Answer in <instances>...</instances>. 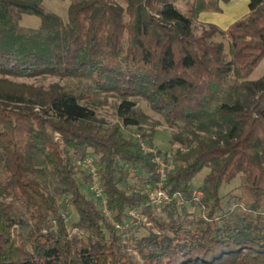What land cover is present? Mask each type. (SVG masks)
Returning <instances> with one entry per match:
<instances>
[{
	"label": "trees",
	"instance_id": "1",
	"mask_svg": "<svg viewBox=\"0 0 264 264\" xmlns=\"http://www.w3.org/2000/svg\"><path fill=\"white\" fill-rule=\"evenodd\" d=\"M231 1L191 0L182 14L177 0H70L64 21L42 0H0V264H139L132 253L141 264H264V77L250 80L264 60V0H251L250 14L225 32L194 30L203 13L222 14ZM25 15L39 28H23ZM47 78L92 80L119 97L125 131L139 125L131 99L181 127L166 190L183 205L150 207L129 192L130 180L152 189L157 175L120 125L108 129L58 85L16 82ZM153 136L143 135L150 147ZM86 159L109 216L86 196L90 175L77 167ZM237 179L239 194L221 197Z\"/></svg>",
	"mask_w": 264,
	"mask_h": 264
},
{
	"label": "rangeland",
	"instance_id": "2",
	"mask_svg": "<svg viewBox=\"0 0 264 264\" xmlns=\"http://www.w3.org/2000/svg\"><path fill=\"white\" fill-rule=\"evenodd\" d=\"M250 1L251 0H232L230 4L222 5V14H216L212 12L203 13L200 16L199 20L194 23V30L197 34H201L204 30H207L210 25H212L217 27L220 32H225L231 24L247 17L250 14ZM190 2L191 0H177L175 7L182 14H185L189 8ZM42 6L47 12L55 14L58 17L62 18L64 21H67L70 0H42ZM21 26L26 29H38L40 26V20L37 17L25 15L23 16ZM213 40L217 43H222L227 47L228 43L226 39H224V37H222L220 34H217L213 38ZM263 77L264 60L254 71L250 80L258 81ZM16 82L25 83L27 85H33L34 87H42L44 89H48L53 85H58L59 87L64 88L65 90L72 91L74 94L82 98V105L88 106L95 111L97 117L106 123L108 129L112 128L115 125H120L122 127V130L125 132L126 136L134 140H136V136H141L142 141L146 144L143 135L148 136L153 133V147L151 148H154L156 151H158V153L166 155L165 160L175 167L173 157L176 151L181 149V146L176 141H174V136L179 135L182 131V128H170L160 116H158L151 110L150 106L146 102L137 99L130 100L136 104L135 119L138 121L139 125L137 127H130L128 131H125L123 121L119 118L118 113V108L121 105V99L111 94L99 93L96 90V84L92 80H59L57 78H47L38 80L20 79ZM139 128L142 129V132L138 131ZM77 167L87 171L86 169H84V167L79 166L78 164ZM41 169H43V171L45 172V176L41 180V182L46 185L50 190H52L55 186V180L51 177L49 170L46 167L42 166ZM208 173V170H203L194 179L193 185L196 187L195 189L197 191L203 185L204 179L208 175ZM128 183L130 187H132L129 192L137 191L138 193H141L148 189L141 187V185L137 184L135 180H130ZM240 185L241 182L239 179H237L231 185L223 186L220 192L221 197H225L233 193L239 194L238 189ZM84 189L86 196L88 197L90 195L91 186H85ZM201 199L199 201H201ZM198 213L199 210L196 211V214ZM64 215L68 219L67 226L69 230H72V226L77 222L78 219L77 214L72 208H68ZM143 221L144 223H146V219H143ZM146 225L149 226L148 224ZM75 233L76 231H73V234ZM141 233L144 234V231L142 230ZM131 255L136 258L139 264H141V261L135 253H132Z\"/></svg>",
	"mask_w": 264,
	"mask_h": 264
},
{
	"label": "built area",
	"instance_id": "3",
	"mask_svg": "<svg viewBox=\"0 0 264 264\" xmlns=\"http://www.w3.org/2000/svg\"><path fill=\"white\" fill-rule=\"evenodd\" d=\"M138 144L140 145L141 151L151 157L152 164L156 168L157 183L152 189H147L140 194L146 197L147 206L150 207H164L171 204L176 206H182L183 200L179 194L171 195L166 190V183L169 175L174 171V166L167 162L154 148L149 147L142 141L141 136H136ZM79 166L84 167L90 175V186L91 192L96 200L101 203V208L104 215L109 216V211L107 209V201L100 181V175L98 168L96 167L92 159H86L85 161L78 162ZM201 194L198 192L194 193V198L196 201L201 199ZM134 215V213H130ZM114 225V223L111 221ZM116 228H120L115 225Z\"/></svg>",
	"mask_w": 264,
	"mask_h": 264
},
{
	"label": "crops",
	"instance_id": "4",
	"mask_svg": "<svg viewBox=\"0 0 264 264\" xmlns=\"http://www.w3.org/2000/svg\"><path fill=\"white\" fill-rule=\"evenodd\" d=\"M232 25V24H231Z\"/></svg>",
	"mask_w": 264,
	"mask_h": 264
}]
</instances>
